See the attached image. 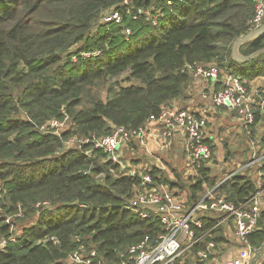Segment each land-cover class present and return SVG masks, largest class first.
Masks as SVG:
<instances>
[{"label":"trees","instance_id":"trees-1","mask_svg":"<svg viewBox=\"0 0 264 264\" xmlns=\"http://www.w3.org/2000/svg\"><path fill=\"white\" fill-rule=\"evenodd\" d=\"M113 9L119 23L103 20ZM255 11V0H0V238L10 234L4 218L23 209L18 241L0 250V264H73L67 254L80 243L103 264H118L131 244L154 237L159 222L127 207L138 178L120 174L100 149L87 156L90 142L79 149L65 141L145 125L182 96L189 64L264 75V34L239 45L242 54L258 52L251 59L232 53L253 30ZM65 114L67 129H42ZM152 173L168 181L162 170ZM216 177L203 167L195 183L187 181L191 199ZM254 188L242 174L219 187L236 202ZM40 200L50 206L37 208ZM52 234L57 243L38 241ZM215 238L222 241V232ZM249 241L261 247L264 226ZM183 264L209 263L188 257Z\"/></svg>","mask_w":264,"mask_h":264},{"label":"built area","instance_id":"built-area-1","mask_svg":"<svg viewBox=\"0 0 264 264\" xmlns=\"http://www.w3.org/2000/svg\"><path fill=\"white\" fill-rule=\"evenodd\" d=\"M255 3L256 11L251 21L253 30L264 23V0H255ZM103 20L119 23L120 11L111 10ZM129 32L130 29H127L126 33ZM185 67L193 77L208 81V86L202 90V98L209 99L215 108L229 111L246 134L248 154L243 160H236L231 155L215 158L216 145L225 136L215 132L206 113L177 106L165 108L143 126L115 125L104 135H72L65 141L66 146L79 149L90 142L91 146L84 149L87 156L92 155V148L100 149L108 161L116 164L120 174L138 178L127 207L142 218L157 220L161 226L154 237L146 236L131 244L118 264H183L188 257L214 262L220 254L219 241L215 236L226 230L232 232L244 249L243 255L229 261V264H249L257 249L249 237L258 228L257 219L264 211V79L244 76L232 68L223 70L215 64H189ZM151 121L159 125L155 150L168 149L174 138L180 136L183 144L181 152L188 160L185 175L190 184L201 176L203 167L217 176L216 184L210 186L204 182V190L197 191L196 198L191 199L193 193L189 187L182 189L179 184L163 181L161 175L154 178L152 169L164 170L166 165L163 161L155 165H134L136 157H129L128 152L135 150L136 145H146L147 138L151 136L148 126ZM69 124L70 118L65 114L62 118L48 119L42 129L60 133ZM237 174L247 176L255 186L248 196L238 202L227 198L219 189ZM5 192L6 189L0 188V197ZM49 206L48 200L36 202L37 208ZM21 216L23 209L19 204L14 213L4 218L10 234L0 238V250L18 241L15 217ZM208 221L211 224L206 226ZM46 240L57 243L58 237L52 234L38 239L39 242ZM67 260L73 264H103L98 251L87 248L84 243L70 251ZM263 260L264 257L258 264H262Z\"/></svg>","mask_w":264,"mask_h":264},{"label":"crops","instance_id":"crops-1","mask_svg":"<svg viewBox=\"0 0 264 264\" xmlns=\"http://www.w3.org/2000/svg\"><path fill=\"white\" fill-rule=\"evenodd\" d=\"M196 79H197V82L195 84L194 91L193 92L188 91L187 93H183L182 96L172 101L173 102L172 106L191 108V109L196 110L199 113H202V112L206 113L207 115L210 116V120L212 116L214 119L212 120L215 122L217 121L216 115L219 114V111L213 105H211V101L209 99L202 98V90L206 88V86H208V81L203 79L202 77H197ZM148 126L151 132V136L147 138L146 145L144 146L136 145L135 146L136 153L141 152V155L137 156L135 159L136 160L139 159L142 162L141 163L142 165L146 163L147 164L151 163L155 165V164H158L157 163L158 161H163V163H165L166 165V168L162 170L163 172H165V170H168L169 174L171 175L173 170H178V172L180 173L181 170L178 169L179 167H178V164L176 163L177 160L183 157V154L181 152L183 144L180 139V136L177 135L174 138L172 145L168 147V149L166 148V150L165 149L155 150L157 146L156 136L158 134L159 125L157 124L156 121H151ZM212 127L213 129H215L213 125ZM215 132L217 134H221L219 130L218 131L216 130ZM217 145L220 146V142H218ZM169 151L171 153H169ZM168 156H170V158H168ZM231 156H234V155L231 154ZM243 159L244 157L239 160H243ZM170 161L171 163H169ZM170 180L172 181L171 183L173 184H177V185L179 184L176 179L172 178ZM185 180L187 181L186 177H185ZM222 235H223V240L218 242L220 254L217 256L214 262H210L209 264H229V261L236 259V258L239 259L243 255L244 249L241 247L240 242L238 241L237 238H235L232 232L226 230L224 233H222Z\"/></svg>","mask_w":264,"mask_h":264},{"label":"rangeland","instance_id":"rangeland-1","mask_svg":"<svg viewBox=\"0 0 264 264\" xmlns=\"http://www.w3.org/2000/svg\"><path fill=\"white\" fill-rule=\"evenodd\" d=\"M198 64H204V63H198ZM123 77L120 76L119 79H121ZM197 77H193L191 78V81L188 83L187 87L184 90V93L189 92H193L195 89V84L197 82ZM259 78H261L262 80L264 79V75H259ZM122 84H126V82L120 81ZM189 95V94H188ZM102 98H106L107 96V91L106 90H102L101 93ZM173 104V102H171V105ZM219 111V114L216 115L217 121H213V117L211 116V122L212 125L215 127V129L221 133L222 136H225V138L222 139V141L220 142V146L216 145V155L215 158H219V157H223V156H229L231 154L234 155L236 160H239L241 158H245L248 154V145H247V136L244 132L241 131V128L239 127V125L232 119L231 113L225 109L222 108H216ZM213 119V120H212ZM136 149V148H135ZM169 153H171L169 151ZM173 154V153H172ZM141 152H137L136 150H130L128 152V156L129 157H137L140 156ZM168 158H170V156H168ZM133 160V159H132ZM171 160V159H169ZM165 161V160H164ZM134 165L140 167L142 164V162L138 159H134L133 160ZM171 163V161L169 162ZM176 163L178 164V169H180V174L178 172V170H173L172 174H169L168 170H165L164 175L165 177H167L168 181L171 182L170 179H176L179 183V185L182 187V189H184L186 186H188L187 181L185 180V170L188 166V160L187 157H182L179 160L176 161ZM178 172V174H177ZM217 174V172H216ZM217 178V177H216ZM187 188V187H186ZM36 217L35 215H30V217L25 218L23 220H19L18 221V225L20 226V228L24 225H29L31 223L32 220H34Z\"/></svg>","mask_w":264,"mask_h":264},{"label":"water","instance_id":"water-1","mask_svg":"<svg viewBox=\"0 0 264 264\" xmlns=\"http://www.w3.org/2000/svg\"><path fill=\"white\" fill-rule=\"evenodd\" d=\"M263 34H264V23L260 25L258 28H256L255 30L251 31L250 33L238 38L233 45V49H232L233 57L238 61H247L251 59L253 56H255L258 52H255L249 55L240 53L238 50L239 45L255 36H259ZM256 225L260 228L264 226L261 216L258 217ZM263 257H264V243L262 244L261 247L256 249L249 264H258L259 260Z\"/></svg>","mask_w":264,"mask_h":264}]
</instances>
